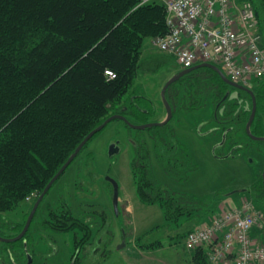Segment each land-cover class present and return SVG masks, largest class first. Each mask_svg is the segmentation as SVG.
<instances>
[{
	"label": "trees",
	"instance_id": "1",
	"mask_svg": "<svg viewBox=\"0 0 264 264\" xmlns=\"http://www.w3.org/2000/svg\"><path fill=\"white\" fill-rule=\"evenodd\" d=\"M145 1L0 0V215L16 211L33 195H41L87 135L109 117L119 114L133 124L150 123L156 112L153 102L145 96H133L129 105L116 108L139 77L145 40L168 33L164 1ZM251 1L264 45V0ZM108 70L116 75L115 79L109 80ZM249 89L258 106L252 133L263 137L264 78L253 81ZM166 97L174 114L178 108L183 113L198 110L211 99L214 118L226 139L233 142L232 150L238 153L243 149L237 147L232 136L245 129L249 121L253 106L249 93L226 84L212 69L200 68L171 86ZM141 103L151 108H142ZM136 132L131 162L136 194L144 205L158 206L165 219L152 233L170 228L182 218H187L190 225L212 223L223 212L224 196L204 201L174 191L159 183L155 175V167L159 166L172 180L186 182L198 170L188 148L176 138L169 124ZM86 178L92 187L98 179L92 154L87 156ZM78 187L81 191L79 183ZM241 193H247L249 199L264 208V180ZM67 204L61 197L57 209H48L42 232L72 233L71 260L81 264V254L87 253V247L97 246L101 236L93 243L94 226L75 217ZM32 208L23 223H0V236L19 235ZM84 212L101 220L100 233L106 231L109 239L101 243L107 255L114 237L107 211L86 204ZM5 229L12 234L5 235ZM32 229L31 226L26 236L12 245L16 253L13 264H28L29 257L35 264L38 254ZM53 239L44 235L41 238L46 245ZM153 242L152 245L164 243L162 237ZM98 249L99 245L91 251Z\"/></svg>",
	"mask_w": 264,
	"mask_h": 264
},
{
	"label": "rangeland",
	"instance_id": "2",
	"mask_svg": "<svg viewBox=\"0 0 264 264\" xmlns=\"http://www.w3.org/2000/svg\"><path fill=\"white\" fill-rule=\"evenodd\" d=\"M157 38L152 37L145 40L143 53L140 57V62H143V65L140 68L139 77L134 80L125 94L126 96L116 106V108H120L129 105L133 96L151 98L156 113L151 117L150 122H158L160 115L166 117L162 91L166 83L181 71V67L177 65L172 55L155 47ZM233 95H237V93ZM141 107L151 108L148 103L142 104ZM214 116L215 108L211 99H208L206 104L198 110L183 113L178 108L175 111L169 128L174 131L176 138L188 148L198 170L190 175L188 181L176 182L169 178L161 167L156 166L155 175L159 183L179 193L195 195L204 201L213 202L224 196L226 201L223 202V205L225 204L223 207H226V211L241 209L244 203L250 202L257 210H262L264 213L263 207L256 205L255 200L249 199L245 195L247 193L240 192L251 189L263 180L264 143L252 141L246 133V128H242L232 136L233 140L237 142V147L243 148L237 153L232 150L233 142L226 139L223 129L218 125ZM262 127L264 137V114L262 115ZM152 134H156V131H153ZM146 136L149 137V134ZM137 137L138 133L128 130L121 121L112 122L90 141L82 155L54 184L41 203L32 223L36 244L34 250L38 254L34 260L35 264H74V261L71 260L74 253L73 234L42 232L44 219L49 213L48 209H57L60 206L61 197L68 203L67 205L75 217L94 226L93 243L98 242V237L101 236L100 242L97 243V246L99 245L97 252L91 251L93 247H97L96 245L87 247V253L81 254V264H129L133 249L132 244L129 243L130 239L137 240L141 236L144 237L149 229L165 223L164 214L157 206L145 205L148 207L146 211L136 210L134 215L126 211L125 201H133L136 197L131 162L133 158L132 139L135 140ZM152 143L150 140L149 144L153 147ZM111 144H117L121 149V153L114 158L109 156ZM88 154L93 155V162L98 173L97 182L93 187L86 178ZM108 177L114 178L120 187L118 216L113 206V186L107 181ZM86 194L89 199H86ZM39 196L33 195L32 200L24 202L16 211L0 215V223H8L9 226L10 223L25 222L27 213ZM231 203H235L232 208H230ZM86 204L98 205L108 213L114 237L111 244L108 245L107 255L104 252L106 251L105 245H101L104 241L109 240L106 231L100 233L98 226L102 222L98 216H93L91 212L82 214V207H86ZM129 205L133 207L132 202ZM188 227L189 223L185 227L172 224L170 228L167 227L150 234L140 241V244H147L162 237L165 248L155 254V260L158 261L156 264H176L175 261L182 260L185 264L186 260L189 262L192 257V252L185 247V239H182L187 233L189 234ZM3 232L7 236L12 234L8 229ZM43 235L49 239L53 237L55 240L53 239L49 245H46L41 240ZM167 236L174 237L175 240L171 241ZM123 241L126 242V245L119 248ZM16 243L18 242L3 243L0 241V264L15 262L16 253L12 252L15 246L12 245ZM51 247L54 248L53 252H51Z\"/></svg>",
	"mask_w": 264,
	"mask_h": 264
},
{
	"label": "built area",
	"instance_id": "3",
	"mask_svg": "<svg viewBox=\"0 0 264 264\" xmlns=\"http://www.w3.org/2000/svg\"><path fill=\"white\" fill-rule=\"evenodd\" d=\"M162 1L168 33L155 40V47L172 55L181 69L213 64L245 87L264 78V45L251 0ZM106 73L109 80L116 78ZM241 207L190 232L186 249L207 246L215 264H264V213L250 202Z\"/></svg>",
	"mask_w": 264,
	"mask_h": 264
},
{
	"label": "water",
	"instance_id": "4",
	"mask_svg": "<svg viewBox=\"0 0 264 264\" xmlns=\"http://www.w3.org/2000/svg\"><path fill=\"white\" fill-rule=\"evenodd\" d=\"M200 68L212 69L221 77V79L226 84L230 85L231 87H234L235 89L242 90V91H245V92L250 94V96L252 97V101H253L252 105L253 106H252V111H251L249 121L246 125V133L248 134V136L250 137V139L252 141L264 142V137H259V136H256L252 133V125H253L255 118H256V115H257L258 106H257L256 96L251 89L231 81L219 67H217L216 65H213V64L203 63V64L197 65L193 68L180 71L177 74H175L166 83V85L162 91L163 104H164V107L166 110V118L163 121H161V122H150L147 124L137 125V124L131 123L124 115L118 114V115H113V116L109 117L102 125H100L96 129H94L91 133H89L87 135V137L84 139V141L78 146V148L75 150V152L70 156L68 161L62 166V168L58 171V173L48 183V185L46 186L44 191L41 193V195L38 197L35 204L33 205V208L30 212V215L26 221V224H25L22 232L14 238H3L0 236V241L3 243H15V242L21 241L26 236V234L28 233V231L30 230V228L32 226L33 220L36 216V213H37L41 203L46 198V196L49 193V191L51 190V188L60 179V177L66 172V170L70 167V165L77 159V157L80 155V153L86 147V145L97 134L101 133L109 124H111L112 122H115V121H121L126 126H128L130 129L135 130V131H145V130H151L154 128H163L166 125H168L174 116V112H173V109H172L170 103L167 100V97H166L167 91L169 90V88L171 86L178 83L184 76H186L187 74H189L195 70H198ZM120 152H121V149H120V147H118L117 144H111L110 149H109V156L111 158H114L115 156L120 154ZM263 180H264V172H263ZM107 181L113 186V206H114L115 213L118 216L119 215L120 187H119L118 182L112 177H108ZM240 192H242V191H240ZM125 245H126V242L123 241V244L119 248H121L122 246H125ZM31 263H32V258L29 257V263L28 264H31Z\"/></svg>",
	"mask_w": 264,
	"mask_h": 264
},
{
	"label": "crops",
	"instance_id": "5",
	"mask_svg": "<svg viewBox=\"0 0 264 264\" xmlns=\"http://www.w3.org/2000/svg\"><path fill=\"white\" fill-rule=\"evenodd\" d=\"M149 99L151 100V98H149ZM157 113H158V111H157ZM159 113H161V112H159ZM165 118H166L165 116L160 115V118H158V120H159L158 122L163 121ZM136 198H138L137 194H136V197H134L133 201L132 200H130L129 202L125 201L126 205H127L126 211H128L131 215H134V212L136 210H138L139 212H142L143 210L146 211L148 208L140 201L139 198L138 199H136ZM131 202L133 204V207H131V205H129V203H131ZM138 202H140V203H138ZM234 204L231 203V207H233ZM224 210H226V207H223V211ZM187 224H188L187 218H182L177 225H179V227H185ZM204 224H207V223L193 224V225H190V223H189V225H190L189 228L195 229V228L203 226ZM160 226L149 229L148 232L146 233V235L144 236V238H147L148 236H150V234H152V230L157 229ZM142 237L143 236H141L137 240L133 239V238L130 239L129 243L132 244L133 249H132L131 259L129 261V264H156V263H158V261L155 260L156 259L155 254L160 253L161 251L164 250L165 243L152 245L151 243H155V242H149L147 244H140L139 241ZM144 238H142L141 240H143ZM173 238L170 237L169 239L171 241H173V240H175ZM157 239H156V241H157ZM191 252H192L191 253L192 257H191L189 262L186 260L185 264H215V263L211 262L209 259V255H208L209 251H208L207 246L200 247L197 250H194ZM169 259H171V258L169 257ZM183 262H184V260L175 261L176 264H184ZM166 264H170V263H166Z\"/></svg>",
	"mask_w": 264,
	"mask_h": 264
},
{
	"label": "flooded vegetation",
	"instance_id": "6",
	"mask_svg": "<svg viewBox=\"0 0 264 264\" xmlns=\"http://www.w3.org/2000/svg\"><path fill=\"white\" fill-rule=\"evenodd\" d=\"M196 66H197V65H196ZM181 71H183V70H181ZM120 153H121V152H120ZM230 156H232V155H230ZM37 199H38V198H37ZM37 199H36V200H37ZM35 202H36V201H35ZM34 204H35V203H34ZM28 263H29V262H28ZM31 264H33V261H32V263H31Z\"/></svg>",
	"mask_w": 264,
	"mask_h": 264
}]
</instances>
